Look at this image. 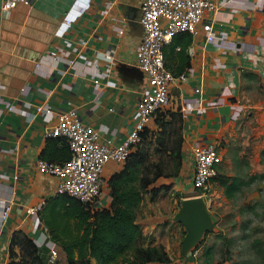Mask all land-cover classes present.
Instances as JSON below:
<instances>
[{"label":"crops","instance_id":"crops-1","mask_svg":"<svg viewBox=\"0 0 264 264\" xmlns=\"http://www.w3.org/2000/svg\"><path fill=\"white\" fill-rule=\"evenodd\" d=\"M1 3L0 197L12 194L13 200L0 230V264H8L10 239L17 231L44 249V259L49 246L60 253L39 215L27 212L55 193L56 178L38 171V159L63 161L68 151L62 140L44 136L54 111L74 110L82 123L99 130L101 142L117 145L133 129L147 78L135 65L142 34L138 27L140 0H89L86 9L77 7L75 0H29V5L9 10H2ZM259 6L249 0H218V10L205 16L203 22H211L212 34L220 37L225 32L227 41L236 45L233 49L207 42L201 25L196 35L175 34L163 47L166 68L188 74L184 81L170 86L169 102L162 106L175 113L183 163L174 176L156 179L172 182L169 190L155 196L144 194L137 221L144 244L162 245L174 264L182 263L179 244L184 236L183 224L173 218L179 200L174 190L186 193L191 189L187 185L192 176L191 146L215 145L220 162L229 163V168L240 160H264V8ZM71 9L81 13L60 36L57 29ZM116 26L123 28V34L117 33ZM105 51L112 53L113 64L95 88L92 78L96 71L104 72L106 62L99 59L98 65L86 68L80 55L94 59ZM45 101L54 111L36 113V106ZM27 113L32 119H26ZM148 122L155 126L152 119ZM152 141L150 150L155 154L154 137ZM248 144L254 152L252 160L242 155ZM119 168L118 163L108 162L102 175L108 179ZM223 170L228 171V166L216 171ZM186 197L190 196L180 200ZM100 200L101 205L110 201L106 190ZM39 236H45L44 245L37 244Z\"/></svg>","mask_w":264,"mask_h":264},{"label":"built area","instance_id":"built-area-1","mask_svg":"<svg viewBox=\"0 0 264 264\" xmlns=\"http://www.w3.org/2000/svg\"><path fill=\"white\" fill-rule=\"evenodd\" d=\"M139 23L142 28L141 39L135 51V65L141 69L147 78L146 85L139 95L136 109V122L126 138L117 145L103 143L100 140L99 130L82 123L74 110L56 112L48 102L36 106V113L54 111L49 126L46 127L44 136L58 138L65 142L69 157L63 161H48L38 159L36 167L40 173L56 178L55 193H66L79 199L85 205H101L100 196L105 184L103 179L104 165L108 162L123 163L130 153L131 146L140 140V131L148 123L155 111L169 102V89L172 84L184 81L188 74L181 72L174 74L164 64L163 47L178 33L196 35L201 29L206 32V41L212 42L222 49H233L235 43L227 41L225 32L220 37L212 34L211 22H203L206 15L218 10V0H140ZM258 3L264 8V0H249ZM77 7L86 9L89 0H75ZM18 5H29V0H2L1 9L9 10ZM111 3L107 4V8ZM81 13L79 9L68 11L57 29L58 35H63L72 21ZM203 22V23H202ZM118 34H123V28L115 27ZM68 54V52H66ZM86 68L98 65V60L106 62L104 72H95L92 78L94 87L97 88L99 78L107 77L113 64V55L105 51L94 59L80 55ZM56 59V55L52 56ZM71 64L72 61L69 60ZM38 69L39 64H35ZM199 89H196L198 91ZM25 92V89H22ZM46 94L50 92L45 91ZM215 104V103H208ZM5 107L11 109V104ZM30 113L26 119H32ZM190 168L192 172L190 186L194 191H199L198 196L205 201L206 193L210 188V179L216 174V166L221 161L217 147L213 144L193 145L190 149ZM12 194L9 198L0 197V230L9 217ZM206 203V201H205ZM43 203L27 209L28 215H36ZM38 245L45 244V236L36 239ZM191 264L197 261L198 249H192L188 255ZM58 258V250L52 245L48 248L46 264H54Z\"/></svg>","mask_w":264,"mask_h":264},{"label":"trees","instance_id":"trees-1","mask_svg":"<svg viewBox=\"0 0 264 264\" xmlns=\"http://www.w3.org/2000/svg\"><path fill=\"white\" fill-rule=\"evenodd\" d=\"M151 119L155 126H150L149 122L144 125L140 140L131 146L126 160L118 163L120 168L108 179L102 176L105 181L102 190H106L110 197L107 205H85L66 193H54L44 200L38 215L50 238L58 245L63 264L175 263L162 245L144 244V235L137 221V209L144 194L155 196L169 190L172 182H157L156 179L174 176L183 163L182 138L174 128L175 113L159 107ZM153 137L156 144L153 150L158 157L156 162L150 160ZM68 156L69 150L63 159ZM210 180L224 187L227 197H231L242 184L237 177L223 173H216ZM198 246L199 243L192 249ZM9 254L8 264H46L44 249L22 231L12 233ZM204 254L203 264H209L210 248H206Z\"/></svg>","mask_w":264,"mask_h":264},{"label":"rangeland","instance_id":"rangeland-1","mask_svg":"<svg viewBox=\"0 0 264 264\" xmlns=\"http://www.w3.org/2000/svg\"><path fill=\"white\" fill-rule=\"evenodd\" d=\"M247 137V136H245ZM259 137V136H258ZM243 157L252 160L254 152L248 144L244 147ZM264 154V153H263ZM262 154V156H263ZM157 155L153 152L150 160L156 162ZM223 157V161H224ZM264 161V160H263ZM260 163H219L215 170L228 166L226 175L238 176L242 180L239 190L231 197L224 193V187L210 181V188L205 196L211 227L198 246L197 261L204 263L205 249L210 248L209 264H264V162ZM216 171V173H220ZM163 179H161L162 181ZM190 186V184L187 183ZM178 192V193H177ZM199 191L190 189L186 193L174 190L179 199L176 209L180 207L182 196H197ZM177 209V210H178ZM183 234L186 228L183 225ZM183 238V237H182ZM182 241V240H181ZM181 250V242L179 244ZM181 251V264H191L192 259ZM59 253V252H58ZM59 253L56 264H63Z\"/></svg>","mask_w":264,"mask_h":264},{"label":"water","instance_id":"water-1","mask_svg":"<svg viewBox=\"0 0 264 264\" xmlns=\"http://www.w3.org/2000/svg\"><path fill=\"white\" fill-rule=\"evenodd\" d=\"M138 27L141 33V25L138 24ZM140 39L141 38H139V41ZM124 64L125 63H120V66ZM132 67L134 68L135 66ZM143 74L145 73L143 72ZM173 218L175 221L182 223L186 228V232L181 241V251L184 255H186L193 246L198 244L204 233L210 230L212 224L206 203L204 199L198 195L182 199L180 207Z\"/></svg>","mask_w":264,"mask_h":264}]
</instances>
